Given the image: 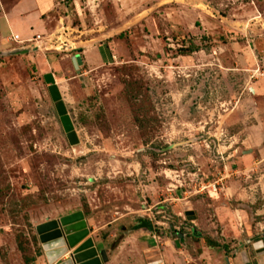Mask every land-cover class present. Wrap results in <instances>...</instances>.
<instances>
[{
	"label": "rangeland",
	"instance_id": "obj_1",
	"mask_svg": "<svg viewBox=\"0 0 264 264\" xmlns=\"http://www.w3.org/2000/svg\"><path fill=\"white\" fill-rule=\"evenodd\" d=\"M46 17L42 37H0V264H49L38 226L78 211L111 248L140 218L226 239L218 209L264 232V0H56Z\"/></svg>",
	"mask_w": 264,
	"mask_h": 264
},
{
	"label": "crops",
	"instance_id": "obj_2",
	"mask_svg": "<svg viewBox=\"0 0 264 264\" xmlns=\"http://www.w3.org/2000/svg\"><path fill=\"white\" fill-rule=\"evenodd\" d=\"M55 6L56 0H17L9 11L0 14V37L13 40L16 38L22 43L32 40L35 35L44 36L49 32L46 16L50 15ZM218 213L220 219L226 221L221 234L226 239L217 237L218 231L197 233L198 229L195 228L193 234L184 233L185 237L177 245L176 235L172 230L164 232L159 222L156 223L159 226H155L154 231L149 228L131 229L112 248L109 246V239L96 236L97 230L91 231L89 236L94 237L100 250H106L108 261L104 264H144V261L146 264H264V247H255L257 239L253 240V236L244 235L243 229L232 230L235 228L233 221L229 223L226 218L222 219L219 209L215 214ZM232 213L236 217L237 212L233 210ZM196 219V225L201 227L197 214L190 221ZM228 236L237 240L230 244ZM256 236H259V241L264 242V232ZM68 257L69 254L63 256L64 259Z\"/></svg>",
	"mask_w": 264,
	"mask_h": 264
},
{
	"label": "water",
	"instance_id": "obj_3",
	"mask_svg": "<svg viewBox=\"0 0 264 264\" xmlns=\"http://www.w3.org/2000/svg\"><path fill=\"white\" fill-rule=\"evenodd\" d=\"M20 51L26 52L28 50ZM77 58L80 59L79 56ZM45 79L50 84L49 90L68 139L72 144H76L79 142V138L56 78L52 73H48L45 75ZM186 216L188 220L196 218L194 210L186 211ZM170 227L177 236V245H180V240L185 237V234L177 231L173 223ZM140 228H149L154 231L155 225L151 219L140 218L139 223L133 229ZM38 232L41 241L45 244L49 264H104L108 261L106 250H100L94 237L89 236V224L82 211L65 215L60 220H52L41 224L38 226ZM258 237H254L253 240L258 239ZM255 247L257 249L263 248V240L256 241ZM66 254H69V257L64 259L63 256ZM150 264H158V262Z\"/></svg>",
	"mask_w": 264,
	"mask_h": 264
},
{
	"label": "bare ground",
	"instance_id": "obj_4",
	"mask_svg": "<svg viewBox=\"0 0 264 264\" xmlns=\"http://www.w3.org/2000/svg\"><path fill=\"white\" fill-rule=\"evenodd\" d=\"M42 224H44V223H42ZM41 225V224H40Z\"/></svg>",
	"mask_w": 264,
	"mask_h": 264
}]
</instances>
